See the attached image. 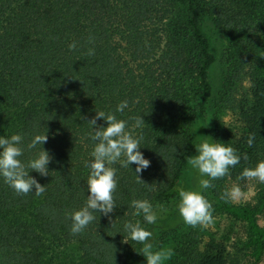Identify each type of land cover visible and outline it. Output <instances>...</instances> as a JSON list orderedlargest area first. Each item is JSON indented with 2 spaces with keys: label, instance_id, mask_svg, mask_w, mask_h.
<instances>
[{
  "label": "trees",
  "instance_id": "trees-1",
  "mask_svg": "<svg viewBox=\"0 0 264 264\" xmlns=\"http://www.w3.org/2000/svg\"><path fill=\"white\" fill-rule=\"evenodd\" d=\"M208 22L226 40L224 87L231 78L253 81L260 118L251 131L253 154L254 161L264 160V0H0V137L21 134L19 159L26 163L40 150L27 144L46 132L41 147L52 156L48 176L29 172L46 187L40 197L17 196L0 178V264H146L142 245L123 227L137 220L153 233L150 242L160 233L170 236L176 255L168 264L187 256L177 188L195 187L187 158L196 155L195 130L213 96L210 72L217 54ZM73 41L77 49L70 51ZM89 48L94 56L85 54ZM125 100L128 107L117 118L129 128L130 117L145 122L135 130L143 134L139 151L151 162L140 174L145 184L136 182L135 164L114 165L115 210L97 213V222L73 235L66 213L86 202L85 163L95 143L87 121L96 111L114 112ZM97 125L107 126L103 120ZM213 183L202 195L214 211L245 223L243 246L251 262L242 264H259L264 227L257 217L264 211V186L255 205H234L220 199L222 186ZM134 199L168 211H158L157 222L149 225L133 215ZM188 260L183 263L193 264Z\"/></svg>",
  "mask_w": 264,
  "mask_h": 264
},
{
  "label": "clouds",
  "instance_id": "clouds-1",
  "mask_svg": "<svg viewBox=\"0 0 264 264\" xmlns=\"http://www.w3.org/2000/svg\"><path fill=\"white\" fill-rule=\"evenodd\" d=\"M94 39L89 36L88 43H94ZM68 47L70 51H75L77 42L73 41ZM85 54L94 56L95 49L89 48ZM127 107L128 102L121 101L114 112L96 111L95 116L87 121L92 128L90 139L95 143L90 153L91 160L85 163V167L89 169L86 180L88 191L86 202L80 209L66 213V218L71 220L70 232L73 235L82 233L90 224L97 222V213L109 216L115 210L117 168L114 165L119 163L121 167L129 168L130 164H135L136 182L145 184L140 174L150 167L151 162L139 151L143 134H135V130L142 129L145 122L141 116L130 117L134 123L129 128L128 121L118 119L116 113H123ZM97 120L105 121L107 126L97 125ZM255 138V133H249L246 140L249 148L253 146ZM23 139L21 134L0 137V178L17 196L33 193L40 197L46 192V187L30 176L29 172L35 171L41 176L49 175L47 165L52 161V156L41 147L42 144L47 143L48 136L46 132L33 136L27 148L31 150L39 145L40 150L26 163L19 159L24 153V148L21 146ZM196 152L195 156L187 158V163L199 173L201 179L198 184L202 190L215 188L213 181L229 176L230 168L240 164L241 159L244 161L249 159L247 153H238L235 148L216 141H202L196 147ZM237 180L264 184V160L258 161L254 167L243 168ZM150 190L155 189L150 187ZM177 192L179 200L176 210L186 225L192 228L197 226L208 228L214 224L213 206L200 191L180 186ZM244 197L245 193L239 184H233L221 194L220 199L225 202H238ZM131 207L135 210L133 215L142 216L143 221L149 225L157 222L158 211L161 213L168 211L163 204L154 208L147 199H134L131 201ZM123 227L129 239L142 245L140 253L144 256L146 264H166L175 255L172 247L154 250V245L150 242L153 233L142 227L141 221L126 222Z\"/></svg>",
  "mask_w": 264,
  "mask_h": 264
},
{
  "label": "rangeland",
  "instance_id": "rangeland-1",
  "mask_svg": "<svg viewBox=\"0 0 264 264\" xmlns=\"http://www.w3.org/2000/svg\"><path fill=\"white\" fill-rule=\"evenodd\" d=\"M206 28L216 50L217 62L210 72L213 96L209 101L203 120L195 130V152L196 147L202 141L208 140L231 146L238 153H247L249 157L247 161L241 159L240 164L230 168L229 176L214 182H218L223 191L231 188L233 184H239L245 197L238 202L231 203L234 205H255L264 184L256 181L237 180V177L243 168L254 167L257 163V160L254 161L253 154L256 145L254 143L253 147L249 149L246 140L249 133L260 126V118L257 113L258 94L254 91L253 81L249 77L245 78L242 83L231 78L232 84L229 87H224V80L229 68V64L223 59L225 47H227L226 40L222 34L217 32L211 22L206 23ZM192 170L194 174L191 177L195 182L193 190L200 191L202 194L204 190L200 189L198 184L201 177L197 170ZM213 216L215 222L208 228L197 226L188 230L187 225H183L188 236L183 237L181 247L187 256H177V261L184 264L183 261L187 260V263H190L188 259H191L193 264H199L200 260L205 258L209 264H229L232 260H237L239 264L251 262V258L247 256L248 251L243 246L247 240L245 223L221 211H214ZM257 221L261 227H264V211L258 215ZM170 240V236L160 233L158 238L152 242L154 250L171 247ZM259 264H264V256Z\"/></svg>",
  "mask_w": 264,
  "mask_h": 264
}]
</instances>
